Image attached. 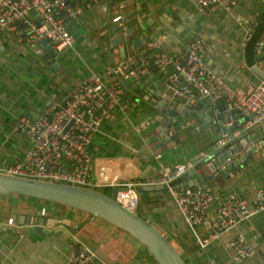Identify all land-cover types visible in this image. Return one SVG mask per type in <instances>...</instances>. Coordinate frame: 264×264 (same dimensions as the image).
<instances>
[{
    "label": "crops",
    "instance_id": "crops-1",
    "mask_svg": "<svg viewBox=\"0 0 264 264\" xmlns=\"http://www.w3.org/2000/svg\"><path fill=\"white\" fill-rule=\"evenodd\" d=\"M197 1L130 0L125 5L124 0H114V3L97 0L86 6L85 2L76 0L77 5L85 7L84 11L65 20L73 44L55 52L57 57L51 61L46 57V50L36 53L25 45L21 31L0 30V166L18 160L29 147L28 136L14 131V124L20 117L38 116L50 104L62 100L73 82L90 71L102 72L108 66L118 70L126 63L122 62L119 47L129 49L128 59L134 54L132 51L129 55L131 45L127 41L116 46L108 41L115 36L108 35V27L115 20L114 13L121 2L129 21L136 22L134 40L161 37V49L172 53L201 37L209 44L204 55L206 65L229 85L245 87L249 81L256 80L250 66L257 52L256 47L254 51L256 41L264 35V12L258 15L259 10L251 7L253 2L251 5L248 0H240L231 11L215 8L210 15H202L196 9ZM238 16L243 20H238ZM252 19L258 21V27L243 46ZM141 44L137 51L144 55H138L137 51L136 54L146 64L151 62L155 51ZM111 79L116 80V75ZM129 89L122 107L114 109L104 119L88 147L92 167L105 159L117 158L125 170L124 180L139 182L157 175L164 166L191 161L192 157L200 160L211 142L220 135L222 127L218 129L215 114L210 115L213 125L193 133L192 124L198 118L191 120L188 112L178 111L182 114L172 121L176 137L167 141L168 128H165V138L160 132L168 118L164 111L150 104L153 95L147 97L141 89L137 98L132 93L135 87L131 85ZM178 104L184 106L180 101ZM237 117L244 120L246 114L237 112ZM140 123H145L146 127L138 132L135 126ZM251 135L258 134L254 131ZM246 138L247 135L235 141L233 146L239 153L234 159L245 154L240 148ZM185 141H189L187 151L176 152ZM156 153L161 155L158 160L154 158ZM240 169H232L228 179L219 176L196 184L199 173L205 176L210 173L203 166L193 175L185 176L184 173L177 183L192 188H210L217 197L210 212L214 216L218 200L230 191H237L251 200L256 197L258 188L264 186V152L253 151L241 162ZM138 194V211L142 217L153 222L176 244L188 264H264V241L259 235L263 214L240 222L200 248L165 190L161 193L142 190ZM42 217L48 227L52 226L44 234L42 227L32 229L34 219ZM0 230L3 232L0 233V264H67V244L73 236L92 249L102 264H157L137 240L116 226L88 213L40 199L35 201L16 194L0 196ZM238 232L255 247V255L234 261L227 242Z\"/></svg>",
    "mask_w": 264,
    "mask_h": 264
},
{
    "label": "built area",
    "instance_id": "built-area-1",
    "mask_svg": "<svg viewBox=\"0 0 264 264\" xmlns=\"http://www.w3.org/2000/svg\"><path fill=\"white\" fill-rule=\"evenodd\" d=\"M79 1L89 6L97 0ZM239 1L198 0L196 9L202 15H210L215 8L231 11ZM84 8L77 5L76 0H0V30L21 31L23 43L36 53L44 50L37 44L43 40L47 41V46L53 52H60L71 46L74 40L65 26L66 18L81 14ZM123 8L121 2L115 10L114 19L125 29ZM237 18L243 20L242 16ZM257 27L258 21L252 19L246 29L243 46L252 38ZM161 41L159 37L144 42V48L155 51L144 71H149L148 66H152L158 73L165 75L171 97L177 95L185 98L192 105L203 98L209 100L213 107L222 105L227 112L222 122V128L226 127L227 130L220 131V135L211 142L203 155L212 161L210 154L219 151L220 154L227 153L225 163L232 162L239 153L234 150L232 140L244 132L247 137L251 136L255 125H260L258 135L250 141L246 140L240 151L264 152V79L251 80L245 87L231 86L206 65L204 55L209 44L204 38L197 37L172 53L161 49ZM263 44L264 35L256 41V50L259 51ZM117 72L112 66L102 72L90 71L73 82L62 100L53 102L38 116L20 117L14 124V131L28 136L29 147L18 160L1 165L0 172L97 190L109 187L111 193L116 188L115 200L133 212H137L139 206L137 186H163L200 248L257 214H263L259 235L264 241V186L258 188L253 200L234 190L228 192L218 200L214 216H211V208L217 198L211 189L192 188L177 183L193 166L191 161L164 166L157 175L139 182L124 180L125 170L117 158L105 159L92 167L88 147L104 119L114 109L121 108L124 100L125 86L117 79H111ZM160 102L158 100L153 106L157 107ZM230 110L243 112L246 118H231ZM145 127V123H140L135 126V130L140 132ZM173 128H168L167 136L173 135ZM160 157L159 153L154 155L156 160ZM227 247L234 261L246 260L255 255V247L240 232L228 240ZM67 264L102 262L92 249L82 245L73 236L67 244Z\"/></svg>",
    "mask_w": 264,
    "mask_h": 264
},
{
    "label": "water",
    "instance_id": "water-1",
    "mask_svg": "<svg viewBox=\"0 0 264 264\" xmlns=\"http://www.w3.org/2000/svg\"><path fill=\"white\" fill-rule=\"evenodd\" d=\"M248 2H250L251 5L252 2L254 3L251 7H256L259 10L258 15H260L261 12H264L261 10L264 0H248ZM111 3H114V0H112ZM126 4H128L127 1H125V5ZM115 16L116 14L114 13V17ZM123 22L126 26L125 29L119 25L117 20L109 23L108 35L114 34L115 36L114 38H109L108 41L114 46L127 41V43L131 45L129 55L133 53L132 51H134V54H132L128 59L129 49L125 50L124 46L119 47V52L123 60L122 62L126 63L119 66L116 78L125 86L127 90L125 91V94L130 93L129 88L132 85L135 87L132 93H134L136 97L142 89L146 92L147 97L153 95V97L150 98V104L153 105V103H156L158 100L161 101L157 108L160 111H164L168 118V121L165 122L164 128L160 132L161 136L165 138V128L174 127L172 124L173 119H175L177 115L182 114H179L178 111L188 112V116L191 120H194L195 117L198 118V121L192 124L193 133H197L198 131L201 132L213 125L214 120L210 118L211 113L215 114V118L217 119L216 123L218 125V129H220V127H222L223 120L226 119L224 117V115L227 114L224 109L225 107H213L210 105L209 100H204L203 98H201L196 104L192 105L191 102L187 101L185 98H180L177 95H173L171 97L165 75L158 73L152 66H148L149 71H144L147 63L143 64L141 59L137 58V47L140 43L144 44L145 41L143 38L139 40H134L133 38L137 32L136 27H134L136 22H130L126 13ZM37 44L39 47H43L42 49L46 50L45 54L48 53L46 56L47 59L50 61L53 60L56 54L50 47L47 46V41L43 40ZM138 55L144 54L142 52H138ZM250 71L255 78L264 79V44L260 46L259 51L255 53L253 64L250 66ZM126 74H129L127 78L124 77ZM178 101L184 104V106L179 105ZM167 104L170 105L168 108H165ZM201 105H203L202 108ZM230 114L231 118H235L237 116L236 110H230ZM183 119L186 120V117L183 116ZM197 124L199 125L198 129H195ZM221 129L223 131L227 130L226 127ZM253 129L258 134L260 125L253 126ZM243 135L245 136L247 133L244 132ZM243 135H241L239 139L242 138ZM175 137L176 136L174 134L166 138V140L169 141V139H174ZM252 138H254V135L248 136L246 140L250 141ZM237 139L238 138L233 139L232 143H235ZM234 150L236 151V148ZM253 151L254 150L245 152V154L240 155L238 159H234L230 163L224 162L227 157V153L220 154L219 151H215L210 154L213 158L212 161H209V158L203 155L200 160H196V158L192 157L190 159L193 166L185 173V176L193 175L197 169L206 166L210 173L206 176L199 173L195 181L196 184L205 180H214L219 176H223L228 179V173L235 167H237V171H240L241 162L249 157ZM247 160L249 161V159ZM237 171L235 173H237ZM203 189L207 188L204 187ZM142 190L151 192L157 191L158 193H161L162 190H164V187L150 185L137 186L138 193ZM11 194L56 203L103 219L137 240L146 249L148 254L152 256L157 264H187L178 251L176 244L168 240L162 230L137 212L129 210L115 200L114 196L116 195V188L112 190L111 194H106L100 190L85 186L72 185L62 182L56 183L32 180L0 172V196H8ZM51 220H53V218H51ZM45 224L46 223H44L43 217L39 219L36 218L33 221L34 226L32 229L37 230L39 227H42V234L47 233V229H51L52 226L50 228L48 227L49 225ZM16 230L17 227L14 228V231Z\"/></svg>",
    "mask_w": 264,
    "mask_h": 264
},
{
    "label": "rangeland",
    "instance_id": "rangeland-1",
    "mask_svg": "<svg viewBox=\"0 0 264 264\" xmlns=\"http://www.w3.org/2000/svg\"><path fill=\"white\" fill-rule=\"evenodd\" d=\"M261 10H263L264 11V4H262V6H261ZM189 141H185V142H183L184 144H183V146H185V147H183V146H181V147H179L178 148V150H176V152H178V153H182V151H187L186 150V148L188 147V143ZM191 147H192V145H190ZM194 150H195V146H194ZM108 192H110V190L108 191ZM32 198V197H31ZM37 198H35V201H37L36 200ZM45 202H47V201H45ZM140 210H141V208H140ZM142 213H144V212H142ZM153 223V222H152ZM0 233H3L1 230H0ZM178 249V248H177Z\"/></svg>",
    "mask_w": 264,
    "mask_h": 264
},
{
    "label": "trees",
    "instance_id": "trees-1",
    "mask_svg": "<svg viewBox=\"0 0 264 264\" xmlns=\"http://www.w3.org/2000/svg\"><path fill=\"white\" fill-rule=\"evenodd\" d=\"M255 47L256 46H254V51H255ZM98 190H100V191H102V192H104V193H106V194H110V192H108L109 190L111 191V189L109 188V187H100V188H98ZM19 196H22V195H19ZM28 198H31V197H28ZM31 199H34L35 200V198H31ZM36 200H39V199H36ZM138 214H140L141 215V212L140 211H138ZM142 216V215H141ZM146 219V218H145ZM168 240H170L169 238H168ZM171 241V240H170ZM181 254V253H180ZM150 257H152L151 255H149ZM181 256H182V254H181ZM183 257V256H182ZM184 258V257H183ZM184 260H185V262L188 264V262H187V260L184 258Z\"/></svg>",
    "mask_w": 264,
    "mask_h": 264
},
{
    "label": "clouds",
    "instance_id": "clouds-1",
    "mask_svg": "<svg viewBox=\"0 0 264 264\" xmlns=\"http://www.w3.org/2000/svg\"><path fill=\"white\" fill-rule=\"evenodd\" d=\"M137 213H138V211H137Z\"/></svg>",
    "mask_w": 264,
    "mask_h": 264
}]
</instances>
